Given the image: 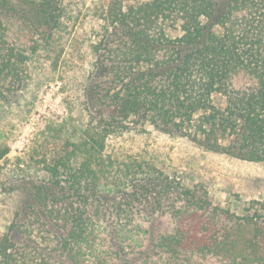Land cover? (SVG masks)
Instances as JSON below:
<instances>
[{"label":"trees","instance_id":"obj_1","mask_svg":"<svg viewBox=\"0 0 264 264\" xmlns=\"http://www.w3.org/2000/svg\"><path fill=\"white\" fill-rule=\"evenodd\" d=\"M63 2L0 0V88L54 37ZM99 26L85 90L100 124L149 122L206 149L264 161V0H111ZM91 138L101 150L86 137L57 152L50 185L33 186L37 212L61 227L57 248L34 262L7 235L0 264H133L161 217L172 228L137 264H264V200L238 214L206 187L142 163L128 165L121 190H108L96 154L105 138Z\"/></svg>","mask_w":264,"mask_h":264},{"label":"rangeland","instance_id":"obj_2","mask_svg":"<svg viewBox=\"0 0 264 264\" xmlns=\"http://www.w3.org/2000/svg\"><path fill=\"white\" fill-rule=\"evenodd\" d=\"M110 1L64 0V22L54 37L43 42L37 53H30L16 77L9 76L0 88V153L8 151L0 159V242L11 235L17 248L33 252L34 262L49 259L43 253L57 248L55 232L61 227L46 212H37L40 206L35 203L33 186H49L47 166L54 155L74 148L86 137L95 149L100 146L91 137L105 138L102 152L96 154L99 166L105 169L108 190H121L124 183L119 178L125 182L128 165L142 163L158 167L185 185L206 187L216 204L238 214L253 201L264 200V161L242 160L206 149L149 122L137 123L130 118L99 123L85 87L95 68L93 45L99 39V24ZM52 85L56 90L53 101L62 114L40 110ZM220 98L215 96L224 106ZM90 146L88 150H93ZM172 226L169 217L156 220L145 246L130 256L133 264L152 256L150 243Z\"/></svg>","mask_w":264,"mask_h":264},{"label":"built area","instance_id":"obj_3","mask_svg":"<svg viewBox=\"0 0 264 264\" xmlns=\"http://www.w3.org/2000/svg\"><path fill=\"white\" fill-rule=\"evenodd\" d=\"M60 83V82H59ZM56 94V90L54 85L50 86V88L47 91V95L44 97V101L41 107V111H46L48 109L54 110L55 113L62 114L63 110L60 108L59 104L55 103L53 101V98Z\"/></svg>","mask_w":264,"mask_h":264}]
</instances>
